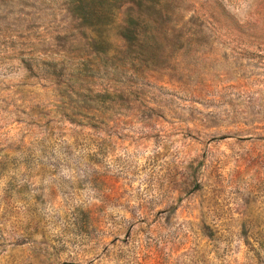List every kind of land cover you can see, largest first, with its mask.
<instances>
[{
	"label": "rangeland",
	"instance_id": "374dc122",
	"mask_svg": "<svg viewBox=\"0 0 264 264\" xmlns=\"http://www.w3.org/2000/svg\"><path fill=\"white\" fill-rule=\"evenodd\" d=\"M0 264H264V0H0Z\"/></svg>",
	"mask_w": 264,
	"mask_h": 264
}]
</instances>
